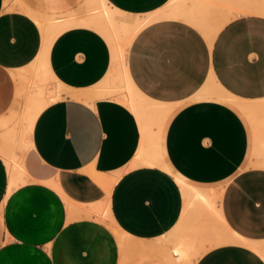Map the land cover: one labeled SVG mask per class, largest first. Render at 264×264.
<instances>
[{"label": "crops", "instance_id": "obj_1", "mask_svg": "<svg viewBox=\"0 0 264 264\" xmlns=\"http://www.w3.org/2000/svg\"><path fill=\"white\" fill-rule=\"evenodd\" d=\"M95 1L0 0V121L20 112L21 74L42 54L61 92L13 170L0 155V264H264L261 0H103L140 26L123 57L131 91L167 109L145 131L115 95H67L111 89V47L82 23ZM19 4L59 30L45 42ZM185 245L198 252L178 261Z\"/></svg>", "mask_w": 264, "mask_h": 264}, {"label": "bare ground", "instance_id": "obj_2", "mask_svg": "<svg viewBox=\"0 0 264 264\" xmlns=\"http://www.w3.org/2000/svg\"><path fill=\"white\" fill-rule=\"evenodd\" d=\"M7 1L8 0H6L5 2L6 6L8 5ZM18 9L25 10L22 4H19ZM94 9L97 10L98 12L96 11L94 15H92V17H90L87 21L85 22L81 21V22L85 23L88 26L94 27L100 33H102V35H104V37L106 38L107 42L111 47L112 67L104 82V85L106 87H111V89L107 88L108 90L106 91H104L103 89H102L103 91L69 90L67 92V95L76 99H80L84 102L92 101L95 97H101V96L112 97L113 95H115L116 97H114V99L125 104L133 111V113L136 115L138 119V122L140 123L142 131H145L147 128L152 129L153 126H157L159 128L166 116L167 109L161 104L148 99L147 97L142 95L139 91L137 90H135L134 92L131 91L133 85L127 75L126 66L123 58L126 53L127 46L130 40L132 39L135 32L140 28V26L136 21L128 20L124 14H121L116 10L110 8L103 0H96L94 3ZM25 11L29 15H31L35 19V21L40 25L42 32L44 34L45 42H47L48 39L59 30L58 27L52 25V23L49 22L48 20L42 19L34 12L27 10ZM258 12L264 15V0H261L260 8ZM73 23H76V21L71 22L70 24ZM21 78L24 80V84L21 85L20 90L23 93V96L25 97V101L23 102V105L21 104L22 106L20 108V112L18 114L12 113L11 115H9L7 117L8 122L0 121V129L2 128L5 129L7 128V126H10L9 124H12L4 132L8 138L7 140L9 141L10 147H5L4 144L0 143V155L3 157L9 170H13L14 167V163H13L14 149L27 148L26 145L28 141H26V136L30 130V126L33 124L32 121L34 120V117L36 116L38 111L46 103L50 102L51 100H55L59 98L60 97L59 94H61L59 90H56V88L54 87H50V85L48 84L49 77L46 69V60L44 54L40 55L39 58L30 66V70L27 74H21ZM212 85H213L212 88L213 91H218V88L215 86L216 84L212 82ZM234 101H236L235 103L243 108V104H241L242 102L239 103V101L237 100ZM244 106L246 108L248 105H244ZM261 131L262 130H260V132ZM155 161L156 163L158 162L157 160ZM86 172H88L92 176V178H94L97 182H99L100 184L104 185L107 188L110 187V185L113 182L111 178H108L107 176L101 174H97L96 172H93L90 169L87 170ZM113 228L117 234L119 243L123 245L125 234L119 232L117 227H113ZM223 234L224 233L222 232V235ZM226 238L231 241H237V239L234 236H231V234L229 235V237ZM189 240H187V242L184 241V243L188 244ZM176 244L177 243H175L174 245ZM176 246H173L174 252H176V254L180 252L182 255H184L182 257H177L176 259L178 261L183 260L184 262V259L189 260L190 257H192L196 252H198L189 249L188 246L186 245H185L186 249L182 247L184 250H178ZM206 247L207 245L205 244V247H203V249H205ZM252 247H254L260 253L264 254L263 247L257 244H252ZM164 248H166V246ZM165 256L171 263L175 261L173 256L170 255V253H168L167 251L165 253Z\"/></svg>", "mask_w": 264, "mask_h": 264}, {"label": "rangeland", "instance_id": "obj_3", "mask_svg": "<svg viewBox=\"0 0 264 264\" xmlns=\"http://www.w3.org/2000/svg\"><path fill=\"white\" fill-rule=\"evenodd\" d=\"M28 4L34 6L35 5V0H25ZM69 2V5H74L76 0H67ZM8 4H10V7L13 6L15 3V0H8L7 1ZM20 96H22V105H23V102H24V97H23V93L21 92L20 90ZM21 105V106H22ZM20 106V108H21ZM7 136L5 135L4 131H0V140L3 142L1 144H4L5 146L9 145V141L7 140ZM221 230V229H220ZM162 251V250H161ZM163 252V251H162Z\"/></svg>", "mask_w": 264, "mask_h": 264}]
</instances>
